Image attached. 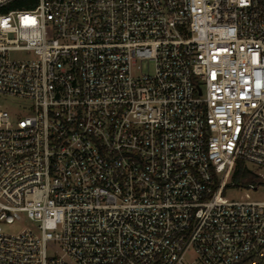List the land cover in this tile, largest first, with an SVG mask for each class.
I'll use <instances>...</instances> for the list:
<instances>
[{
  "label": "built area",
  "instance_id": "2783aa9c",
  "mask_svg": "<svg viewBox=\"0 0 264 264\" xmlns=\"http://www.w3.org/2000/svg\"><path fill=\"white\" fill-rule=\"evenodd\" d=\"M19 1L0 0V264H264V202L225 195L264 185V0Z\"/></svg>",
  "mask_w": 264,
  "mask_h": 264
},
{
  "label": "rangeland",
  "instance_id": "374dc122",
  "mask_svg": "<svg viewBox=\"0 0 264 264\" xmlns=\"http://www.w3.org/2000/svg\"><path fill=\"white\" fill-rule=\"evenodd\" d=\"M144 68H145V71H147V67L144 66ZM151 69H152V65H151ZM13 100L15 102L13 101L14 103H10L8 106V110L12 114L14 113V109L19 107V104L28 105L31 103L29 100L20 101L14 98ZM249 167L253 169L255 168L251 164H249ZM225 195L227 198L234 200V201L243 200L249 197L251 201L264 202V185L260 186L257 190H251L248 187L230 188L225 192ZM26 226H31L30 222L18 223L17 225H15L14 228L10 230V232H19L22 229H24ZM57 250H58V247L56 245H53V249L49 251V255L56 253ZM196 259H197V254L193 249H191L188 252H186V254L184 255L183 263L192 264Z\"/></svg>",
  "mask_w": 264,
  "mask_h": 264
},
{
  "label": "trees",
  "instance_id": "16d2710c",
  "mask_svg": "<svg viewBox=\"0 0 264 264\" xmlns=\"http://www.w3.org/2000/svg\"><path fill=\"white\" fill-rule=\"evenodd\" d=\"M37 2L38 0H21L10 5L9 8H31L34 7ZM232 179L235 184L243 186L248 182H253L254 180H256V176L254 175V173H252V171L248 169V167H246L242 160H238Z\"/></svg>",
  "mask_w": 264,
  "mask_h": 264
}]
</instances>
